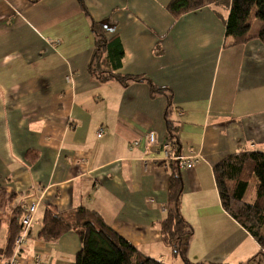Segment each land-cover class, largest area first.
<instances>
[{"label":"crops","instance_id":"1","mask_svg":"<svg viewBox=\"0 0 264 264\" xmlns=\"http://www.w3.org/2000/svg\"><path fill=\"white\" fill-rule=\"evenodd\" d=\"M83 1L0 0V264L14 212L37 201L23 263L40 251L52 264H75V231L35 236L48 206H85L143 254L185 264L161 233L173 172L160 161L167 109L178 153L199 157L176 168L180 210L193 227L184 255L264 264V250L222 206L213 170L229 154L264 151V42L227 37L228 10L216 3L175 17L170 0ZM105 18L116 25L107 37L118 34L124 50L112 71L144 80L101 82L90 72L92 21Z\"/></svg>","mask_w":264,"mask_h":264},{"label":"trees","instance_id":"2","mask_svg":"<svg viewBox=\"0 0 264 264\" xmlns=\"http://www.w3.org/2000/svg\"><path fill=\"white\" fill-rule=\"evenodd\" d=\"M79 2L84 4L83 0ZM215 3L228 10L225 23L227 37L233 38L235 43L253 38L264 42V0H170L167 9L177 17ZM255 20H260L261 25L256 32H252ZM115 26L110 18L92 21L95 49L89 64L90 72L101 82L116 79L127 85L131 80H144L141 76L120 75L112 71L121 67L124 55L119 35L107 37V33L113 32ZM151 90L152 94L163 93L161 88L153 84ZM165 117L168 129L166 143L179 152L176 149L177 127L172 119L168 118V109ZM170 164L173 172L169 179L168 206L161 222V233L163 241L173 249V253L183 256L185 264H192L183 253V247L193 234L192 225L185 220L180 210L183 178L176 169L177 163ZM213 170L222 206L264 250V151L247 150L229 154L218 162ZM252 183L254 197L251 201H246L245 196ZM23 214L20 208L13 214L8 240L9 255L15 237L21 230ZM70 231L78 234L81 243L75 255V264H168L143 254L108 225L98 211L85 206L65 213L48 206L35 237L44 241H56Z\"/></svg>","mask_w":264,"mask_h":264},{"label":"built area","instance_id":"3","mask_svg":"<svg viewBox=\"0 0 264 264\" xmlns=\"http://www.w3.org/2000/svg\"><path fill=\"white\" fill-rule=\"evenodd\" d=\"M103 134V128L99 130L98 137ZM148 141L152 144L157 143V134L155 131H150L147 135ZM138 144V142H134ZM162 157L160 161L163 163L176 162L179 167L193 168L199 161V157L196 156H184L176 150H174L169 143H164L162 145ZM39 209V201L28 204L24 209V214L21 219V230L15 237L14 245L11 254L8 256L7 260L3 264H52L43 258L40 251H34L31 254V260L28 263L22 262V256L25 252L26 244L31 237V229L34 225L37 213Z\"/></svg>","mask_w":264,"mask_h":264},{"label":"rangeland","instance_id":"4","mask_svg":"<svg viewBox=\"0 0 264 264\" xmlns=\"http://www.w3.org/2000/svg\"><path fill=\"white\" fill-rule=\"evenodd\" d=\"M260 25H261L260 20H255L253 23L252 32H256L257 29L260 27ZM252 193H253V184L249 187L245 200H250L249 198L252 196ZM194 263L195 262H192V264H194Z\"/></svg>","mask_w":264,"mask_h":264}]
</instances>
